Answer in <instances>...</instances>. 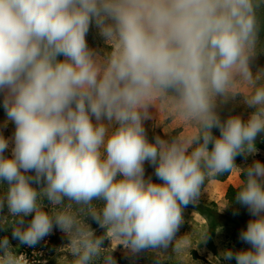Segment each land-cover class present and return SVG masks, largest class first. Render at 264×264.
<instances>
[{
  "label": "clouds",
  "instance_id": "1",
  "mask_svg": "<svg viewBox=\"0 0 264 264\" xmlns=\"http://www.w3.org/2000/svg\"><path fill=\"white\" fill-rule=\"evenodd\" d=\"M261 5L264 0H0V91L15 124L11 157L4 156L9 143L0 135V180L8 185L0 210L6 202L20 225L35 213L26 228L13 227V238L35 246L55 222L70 240L71 264H95L101 256L103 264H115L101 247L105 237L84 222L90 214L113 247L167 249L183 222L182 207L196 201L205 181L239 169L236 156L255 152L264 131V73L254 76L249 65ZM93 20L112 49L104 59L86 41ZM236 95L255 111L247 122L232 116L222 123L216 98ZM150 107L189 125L190 133L150 143L143 126ZM145 162L162 183L145 180ZM41 180L45 186L37 191L31 182ZM237 189L236 201L257 218L239 235L251 249L228 250L224 258L264 264V164L248 167ZM42 197L56 209L51 214ZM182 243L175 242V253ZM0 250V264H29L7 237Z\"/></svg>",
  "mask_w": 264,
  "mask_h": 264
},
{
  "label": "rangeland",
  "instance_id": "2",
  "mask_svg": "<svg viewBox=\"0 0 264 264\" xmlns=\"http://www.w3.org/2000/svg\"><path fill=\"white\" fill-rule=\"evenodd\" d=\"M86 41L88 47L101 59L106 58L107 54L112 51L101 35L95 20L90 24ZM249 65L254 76L257 73H264V49L256 48L255 54L250 58ZM0 95L4 97L5 92L0 91ZM214 111L222 123L232 116H239L242 121L247 122L255 109L246 104L243 95H236L227 100L217 97ZM92 119L95 123V118L92 117ZM143 126L150 143H155L157 137L170 143L178 135L188 134L191 131L189 125L182 124L178 120H171V118L163 116L160 118L159 111L155 107L149 108V118L143 121ZM0 128L2 129L0 135L8 140L7 150L12 155L15 124L8 120L6 114L0 115ZM211 132L214 137L220 136L218 127H213ZM254 146L255 152L236 156L238 161L235 165L239 169L233 170L225 181L220 182L213 178L205 181L201 185L200 195L196 201L187 207H182L183 222L167 249H145L133 253L122 244L113 247L111 239L108 238L110 247L125 260L126 264H160V262L169 264H204L205 262L237 264L234 258L231 260L224 258L225 251L231 250L235 254L238 251L251 249V245L240 240L232 226L214 225L208 212H219L229 216L241 228V231L246 229L250 220L257 218L249 212L246 206H233L226 199L228 188L230 186L237 187L241 183L240 176L248 167L256 161L264 164V144L261 145L262 147ZM144 169L146 181L151 179L152 182L159 183L160 179L155 175L154 165L145 162ZM260 215H264V213ZM53 235H48L43 242L37 243L35 246L30 247L25 244L18 255L23 254L29 264H58L62 260H69L66 262L71 264L73 257L66 249L69 244L59 237L53 239L51 237ZM180 239L183 240L182 251L175 253V242Z\"/></svg>",
  "mask_w": 264,
  "mask_h": 264
},
{
  "label": "trees",
  "instance_id": "3",
  "mask_svg": "<svg viewBox=\"0 0 264 264\" xmlns=\"http://www.w3.org/2000/svg\"><path fill=\"white\" fill-rule=\"evenodd\" d=\"M258 18H259V31H258L257 48L264 49V5H261L260 8L258 9ZM57 59L63 60L64 57L59 56V57H57ZM3 100H4V97L2 95H0V115L6 114V112L3 108ZM262 144H264V131H261L260 133H258L256 138H255V141H254V145H257V147H262L261 146ZM208 147H209V150H211L212 144L210 143ZM4 156L5 157H11L12 155L8 152V150H6L4 153ZM237 161H238V159L235 158L234 163L236 164ZM27 175L34 177L35 173L33 171V172L27 173ZM229 175L230 174H228V173H224V174L219 175L213 179L220 181V182H223L226 180V178ZM240 179H241V181L243 179H246V171H244L241 174ZM31 183H32V186L37 189V191H40L45 186V182L43 180H41L40 183H35V182H31ZM159 183H162V181L159 180ZM7 187H8L7 182L0 180V196H2L4 194ZM237 191H238L237 187L230 186L227 190V193H226V199H227L228 203H230L231 205L236 206V207H241L242 204H240L236 201ZM40 202L43 206V210L48 212L49 214H51L52 211L56 210V209H53V205L50 203V201L47 199V197H42ZM63 203H64V206H66L69 203L67 198L64 199ZM94 203H96L97 206H100L102 204V202H100V201H94ZM57 207H59V206H57ZM77 210H78V206H76L73 203V211H77ZM77 214L82 215L78 211H77ZM208 214L210 215V218L213 220L214 225H216V226H232L234 228V230L236 231V233H238L237 235L239 236L241 228L237 224H235V222L232 221V219L229 216L220 214L219 212H208ZM34 215H35V213H31L27 216L22 217L23 224L20 225L18 223V221L21 218L14 217V216L9 214V210H8L6 202L4 204L3 209L0 210V240H3L5 237H7L12 250L17 255L19 254L21 248L25 244H22L18 239L13 238V235H12L13 227L19 226L21 228H26L29 225V223L31 222V220L33 219ZM83 219H84V222L90 226V229L94 232L95 236L105 237L101 247L105 250H110V255L112 256L113 260L115 261V264H126L125 260L110 247L109 239L106 237V229L102 228L91 217L90 214H86L83 217ZM49 235H53V236H51L53 239H55L57 237H59V239L62 238L65 241V243L70 244V240H69L68 236L63 231H61L59 227L55 226V222H54L53 230L51 231V233ZM44 240H45V237L42 240H40L38 243L43 242ZM0 254H2V250H0ZM66 261H69V260H62V262L60 261V262H58V264H69V262H66ZM95 264H103V256L98 258L95 261ZM160 264H169V263L160 262ZM204 264H214V263L205 262Z\"/></svg>",
  "mask_w": 264,
  "mask_h": 264
},
{
  "label": "crops",
  "instance_id": "4",
  "mask_svg": "<svg viewBox=\"0 0 264 264\" xmlns=\"http://www.w3.org/2000/svg\"><path fill=\"white\" fill-rule=\"evenodd\" d=\"M1 130H2V129L0 128V132H2Z\"/></svg>",
  "mask_w": 264,
  "mask_h": 264
}]
</instances>
